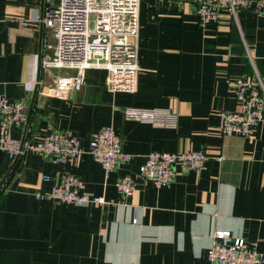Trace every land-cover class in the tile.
I'll return each mask as SVG.
<instances>
[{"label": "crops", "instance_id": "crops-1", "mask_svg": "<svg viewBox=\"0 0 264 264\" xmlns=\"http://www.w3.org/2000/svg\"><path fill=\"white\" fill-rule=\"evenodd\" d=\"M44 6L0 0V94L26 103L15 137L37 141L72 132L85 152L65 163L38 153L14 162L0 149V264H212L208 252L219 230L264 254V110L250 137L220 133L221 114L239 109L228 80L258 73L264 82V13L221 11L218 21L201 25L195 3L141 0L136 90L114 92L106 70L90 69L84 89L62 100L37 98L31 86L44 41L56 45V39L43 24L23 21ZM59 73L73 74L52 70L43 77L53 83ZM127 107L170 110L177 124L129 120ZM107 126L132 156L110 172L89 153L94 134ZM188 150L207 152L204 171L178 168L165 187L140 175L150 153ZM220 154L222 162L215 159ZM66 174L109 204L37 198ZM125 176L136 191L122 201L118 183Z\"/></svg>", "mask_w": 264, "mask_h": 264}, {"label": "built area", "instance_id": "built-area-1", "mask_svg": "<svg viewBox=\"0 0 264 264\" xmlns=\"http://www.w3.org/2000/svg\"><path fill=\"white\" fill-rule=\"evenodd\" d=\"M44 10L30 20L43 24L56 39V45L45 40L38 57V74L31 81L37 98L66 100L73 92H79L87 84L90 69L108 72V84L112 91L134 92L139 73L138 48L140 35L141 0H43ZM197 5L201 25L219 20L220 12L227 11L234 17L243 10L264 13V0H178ZM52 70L72 71L73 74L57 75L53 83L43 76ZM235 92L239 109L221 114L220 133L250 137L263 121L264 82L256 73L255 78L228 80ZM26 103L9 102L0 94V149L14 162L23 161L38 153L51 157L55 162L74 161L85 150L72 132H54L42 140L32 141L14 136L26 120ZM124 116L133 121L156 127H175L177 115L170 110L127 107ZM89 153L107 171L121 168L132 156L123 149V143L111 126L94 134ZM210 157L206 151L188 150L180 153L152 152L140 167L142 178L157 187L172 185L178 168L204 171ZM215 159L222 162L224 154ZM50 176H44L49 181ZM4 185H2L3 189ZM118 189L125 201L134 195L136 183L130 176L123 177ZM38 199L60 202L77 207L109 204L103 196L86 190L77 176L66 174ZM113 203V202H112ZM136 221H134L135 223ZM212 264H264V254L243 238H236L230 231L214 233L213 245L208 252Z\"/></svg>", "mask_w": 264, "mask_h": 264}, {"label": "trees", "instance_id": "trees-1", "mask_svg": "<svg viewBox=\"0 0 264 264\" xmlns=\"http://www.w3.org/2000/svg\"><path fill=\"white\" fill-rule=\"evenodd\" d=\"M1 191H2V189H0V193H1ZM1 194H2V193H1ZM1 194H0V195H1Z\"/></svg>", "mask_w": 264, "mask_h": 264}]
</instances>
